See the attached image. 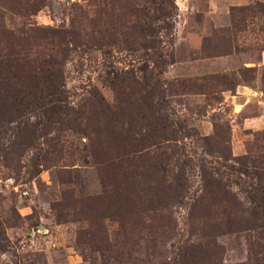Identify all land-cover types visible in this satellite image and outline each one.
Returning a JSON list of instances; mask_svg holds the SVG:
<instances>
[{
    "label": "rangeland",
    "instance_id": "1",
    "mask_svg": "<svg viewBox=\"0 0 264 264\" xmlns=\"http://www.w3.org/2000/svg\"><path fill=\"white\" fill-rule=\"evenodd\" d=\"M142 1L0 0L1 53L9 32L36 55L64 49L67 104L80 111L83 131L61 134L63 152L45 162L37 155L46 148L41 138L37 149L7 153L15 125L0 112V264H182L184 246L209 239L190 231L200 225L190 220L192 206L196 216L205 208L196 203L199 165L217 172L236 215L245 217L252 172L264 165V0H172L171 32L161 38L171 62L157 86L190 169L182 196L169 206L148 202L141 177L123 179L120 164L141 86L155 82L128 35L134 19L127 8ZM246 6L251 10L239 11ZM187 80L211 85L205 94H182L177 83ZM219 148L226 159L214 152ZM157 176L170 182L166 171ZM213 222L222 226L210 238L213 262L246 264L249 234L235 230L233 220Z\"/></svg>",
    "mask_w": 264,
    "mask_h": 264
},
{
    "label": "trees",
    "instance_id": "2",
    "mask_svg": "<svg viewBox=\"0 0 264 264\" xmlns=\"http://www.w3.org/2000/svg\"><path fill=\"white\" fill-rule=\"evenodd\" d=\"M173 7L172 0H144L142 5L127 8V13L134 19L128 27V35L155 70V74L150 77L155 82L149 84L145 81L141 86L142 95L135 105V111L131 112L132 125L130 122L127 128L131 140L127 135L119 147L122 148L120 164L124 165L123 179L141 177V191L146 196L151 195L148 202L156 198L155 201L165 202L167 206L182 196L188 179L187 170L190 169L189 160L180 159L175 137L177 131L172 129L176 122L162 112L165 105L160 94L163 92L157 86L158 76L171 62L170 54L161 48V38L162 35H170L172 26L169 19ZM250 10L249 6L239 9ZM7 41L8 47L4 53L0 52V112L5 117V123L15 125L14 141L7 153L22 151V147L23 150L37 149L36 141L41 138L46 148L43 154L37 155L45 162L56 160L65 147L60 141L61 134L83 132L80 111L67 104L61 71L64 49L57 45L50 51L36 55L30 51L24 37L9 32ZM130 77L133 78L132 74ZM125 78L122 77L121 81ZM115 80L112 82L115 83ZM177 85L182 94H205L211 82L200 84L187 80L179 81ZM25 114H35L41 119L33 123L21 120ZM162 141L167 142L165 148L168 151L160 150ZM151 149L156 151L153 156H149ZM214 152L219 158L226 159L223 149H215ZM206 154L212 155L211 149ZM260 168L261 171L252 172L255 183L249 185L250 189L245 194L248 206L245 217H242L236 215L234 199L226 193L217 172L204 165L198 166L202 189L196 203L199 208H205H201L196 216L195 204L192 206L190 220L198 221L200 225H190V231L192 234L198 231L202 238L209 239L184 246L180 257L182 264H217L213 262L216 252L213 251L214 244L210 239L214 234L222 232L221 224L210 223L216 218L233 220L235 230L249 234L246 264H264V165ZM164 171L169 174L170 182L162 185L164 180L159 182L157 175ZM241 174L248 176L247 171ZM146 181L153 185H148ZM224 228L228 230L226 225Z\"/></svg>",
    "mask_w": 264,
    "mask_h": 264
}]
</instances>
